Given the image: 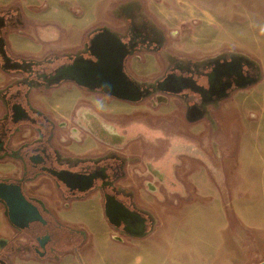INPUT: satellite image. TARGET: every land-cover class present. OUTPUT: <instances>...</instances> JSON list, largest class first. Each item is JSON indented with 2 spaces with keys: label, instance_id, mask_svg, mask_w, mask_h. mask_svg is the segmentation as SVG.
I'll return each instance as SVG.
<instances>
[{
  "label": "flooded vegetation",
  "instance_id": "obj_1",
  "mask_svg": "<svg viewBox=\"0 0 264 264\" xmlns=\"http://www.w3.org/2000/svg\"><path fill=\"white\" fill-rule=\"evenodd\" d=\"M133 5L135 4L126 3L123 6L128 18L126 30L118 32L112 29L125 45L127 52L124 60L125 72L140 84L144 94L152 84L157 85L168 77L171 80L180 79L183 81L184 89L178 94L152 93L138 102L123 101L109 96L99 89L92 92H99L103 96L125 105L147 103L151 108L158 109L160 107L169 108L173 104L176 110L172 116L167 117L180 123L181 127H191L206 121L211 131H217L218 128L215 127L217 124L214 120V114L218 112L216 108L221 102L229 100L236 92L260 83L259 81L241 88L258 77V65L242 58L239 53H223L204 60L183 59L171 55L165 58L163 53L165 52L166 35L150 20L138 15L137 12L133 13ZM10 14L0 13V72L10 78V82L0 89V106L3 111L0 117V164L2 166L14 165L18 169V177H0V179H6L8 183L23 181V190L26 194L25 188L28 183L39 181L37 187L40 183H45L42 180L46 176L50 178V181L46 183L50 186L53 185L54 191L58 192L66 203L68 200L69 202L84 200L90 194L95 193L99 196L103 210L107 198L110 197H115L117 201L132 210L133 207H137V191L157 193L179 188V182L171 173L173 165L171 159L162 156L156 160H139L127 156L124 152L130 147L136 148V141L143 140V137L155 144L162 140L173 141L170 148L172 152L184 150L194 154L195 150L198 151L190 140L184 141L170 133H161L162 125L156 122L161 121L164 117L154 119L156 122H153L149 115L140 114L137 117L127 114L119 121L117 118L108 116L106 112L91 109L81 110L79 123L76 122L78 126L69 128L71 133L69 138H74L79 142L77 144H80L81 141L78 139L82 132L80 129L87 131L97 141V145L93 146L97 155L88 156L85 155V152L82 154L77 150L76 153L79 155L71 153L72 151L66 155L63 154L55 140V129L68 128L67 122H53L35 106L33 96L37 92L44 94L55 88H60L66 83H73L62 81L55 84L51 77L59 67L71 64L77 56L94 59L87 50V44L97 31H91L88 34L79 53L56 54L44 59H27L15 56L7 46L4 30ZM145 56H153L159 61H166V66L163 68V64L160 65L162 71L152 81L136 79L127 69L130 59L135 58L138 62H144ZM231 63L235 64L232 70L229 68ZM232 71L239 75L222 77L221 85L223 86L219 87L218 78ZM210 83L213 84V91H210ZM223 87L229 88L225 92ZM222 96L225 98L218 101ZM15 112L25 118L14 123L12 116ZM172 121L170 124L173 123ZM166 128L169 127L166 125ZM22 129L35 132L32 140L15 144L12 140L22 132ZM188 134L191 135V133ZM60 141L67 143L66 138H61ZM169 162H172L171 166L168 164ZM131 163L137 165L141 163L143 168L134 167L130 170ZM61 171L77 177L95 175L93 187L86 192L80 191L78 187L69 188L53 175ZM134 178L139 180L138 185L134 184ZM80 186H84V184H80ZM40 202H34V204L41 211L46 224L32 223L29 228L22 231L29 239V243L23 249H28L38 256L39 253L44 252V256H47L55 249H59L63 242L82 239L81 232L75 230L71 224L63 223L57 215L53 214V209L48 208L42 201ZM147 217L149 230L155 224V220L149 214ZM106 221L112 228L119 231H122L125 226L124 222L119 219L114 223H110L107 218ZM46 236L49 238L45 248L42 249L41 245L45 243L44 237Z\"/></svg>",
  "mask_w": 264,
  "mask_h": 264
},
{
  "label": "rangeland",
  "instance_id": "obj_2",
  "mask_svg": "<svg viewBox=\"0 0 264 264\" xmlns=\"http://www.w3.org/2000/svg\"><path fill=\"white\" fill-rule=\"evenodd\" d=\"M126 3L135 4L133 13L137 12L138 15L150 20L164 32L166 44L163 56L165 58L171 55L183 59L204 60L223 53H239L253 60L258 57L262 66L261 75L264 76V0H1L0 13H11L4 30L6 38L12 40H7V46L15 56L27 59H44L56 54L79 53L88 34L97 28L108 26L118 32L126 30L128 18L123 8ZM195 5L208 11L199 15ZM32 18L40 21H34ZM70 21L88 22L90 27L82 36L80 32H77V27L68 25L70 31H66L56 40L42 42L41 33L50 30L49 27L58 29L60 24H69ZM17 38L32 39L37 44L31 49L30 47L20 49L15 43ZM78 38L81 39L78 48L63 47L76 42ZM162 64L164 68L166 61H159L153 56H145L144 62H138L135 58L130 59L127 69L136 79L152 81L162 71L160 66ZM9 82L10 78L0 72V83L6 85ZM33 100L35 106L53 122H67L68 128L55 129V140L65 155L71 151L79 155L76 150L84 152L83 149H87L85 155H97L94 148L91 149L97 145V141L87 131L80 129L82 131V137H78L80 144H77L79 142L74 138H69L70 126H78L79 114L84 109L106 112L108 116L117 118L119 121L127 114L137 117L140 114L149 115L153 122H156L154 119L164 117L156 122L161 124L162 128L166 125L173 129L181 127L180 123L172 121V118L165 115L168 111L174 114L176 108L173 104L167 109L164 107L153 109L147 103L142 105L119 104L99 92L80 88L74 83H66L44 94L37 92ZM224 107V112L215 113L216 118L221 122L216 132H210L206 121L195 125V137H197L195 146L205 151L202 155L200 154L204 159H207V153L215 161H219L218 157L223 156L227 178L225 187H228L237 199L238 195L240 198L243 193L240 190L256 188L257 169L261 172V164L264 165L262 156L257 155L255 149L249 150L246 155L245 149L242 148L243 141L246 139V131L253 128L252 137L255 144L256 127L259 126L261 130L264 125V79L254 87L236 92L225 101ZM119 108L124 111H118ZM0 111L3 112L1 106ZM170 121L173 122V127ZM34 133L33 130L22 129V132L12 141L15 143L17 137H24L23 141H30ZM61 138H66L67 143H62ZM5 168L7 166H0L1 170ZM212 168L216 171L214 167ZM194 175L195 182L190 179L189 188L194 190L195 197L188 204L183 203L181 208L193 204L195 210L211 209L217 212V216H221L222 214L218 213L223 210L220 192L205 166L198 160H195ZM246 177L248 180L245 179ZM57 193V197H60ZM88 198L100 205L98 194H90ZM54 202H57L55 204L61 215L59 218L64 220L62 222L69 221L68 216L71 213L64 206L66 201ZM67 203L69 204V200ZM72 221L66 223L78 227L79 232L85 230V223ZM109 235L119 236L120 234L110 228ZM25 240L26 243L25 241L22 243L27 246L29 239L25 237ZM84 247L81 252L96 251L92 244ZM71 248L61 246L54 252H73L74 249Z\"/></svg>",
  "mask_w": 264,
  "mask_h": 264
},
{
  "label": "crops",
  "instance_id": "obj_3",
  "mask_svg": "<svg viewBox=\"0 0 264 264\" xmlns=\"http://www.w3.org/2000/svg\"><path fill=\"white\" fill-rule=\"evenodd\" d=\"M195 8L198 10L197 14L199 15H203L205 11H208L207 9H200L197 5H195ZM32 19L40 21L37 18ZM68 25L77 27V32H80L82 36L90 27L88 22L76 23L70 21L69 24H60L58 29L49 27L50 30L41 33L40 39L42 42L56 40L66 31H70ZM7 40L12 41L10 38H7ZM80 40L78 38L76 42L63 47L78 48ZM16 41L15 43L19 45L20 49L21 47H30L31 49L37 44L32 39L17 38ZM254 61L262 69L258 57ZM263 79L264 76H262L260 82ZM4 85L0 83V89ZM224 103L221 102L216 110L224 112ZM118 111L124 110L119 108ZM1 115L0 111V117ZM165 115H172V112L168 111ZM214 120L216 124L218 123L215 127L219 128L221 122L215 114ZM169 128L165 127L160 131L161 133H170L184 141H192L194 148L200 151L199 154L195 156V152L194 154L184 151L172 152L170 148L173 141L165 140L155 144L146 137H143V140L136 141V148L130 147L124 151L127 156L139 160H156L162 156L171 159L173 165L171 166L172 162L168 164L171 166L172 176L176 177L180 184L179 188L157 193L143 190L136 192L137 208L149 214L155 220V224L149 228L146 236L130 237L123 235L117 229L115 230L120 235L110 236L109 229L112 227L106 221L103 207L86 197L84 200L64 204L71 214L68 216L69 221L66 220L63 223L69 224L70 220L71 222L75 220L85 223V230L81 232L83 234L82 239L62 243V247H72L74 251H52L51 254L40 257L28 249H23V243L24 241L26 243L25 237L27 236L10 224L5 215V208L0 204V239H6L9 242L5 249H0V264H264V165L261 164V172L260 169H257L256 188L240 190L243 193L240 198L238 195L235 199L232 191L225 187L227 178L223 156L218 157L219 161L209 157L208 153L207 159L200 156L205 151L201 147L195 146L197 139L195 137V126L180 127L178 129ZM212 132H216V130ZM246 132V139L242 145L246 155L249 150L255 149L256 154H260L264 160V125H262L261 130L259 126L256 127L255 135L257 139L255 144L252 137L253 128ZM79 136L81 137V132ZM23 138L17 137L15 144L23 142ZM82 151L85 152L86 150L83 149ZM195 160L205 166L220 192L223 210L218 211V213L220 212L221 216H217V212L211 209L199 208V210H195L193 204L181 208L183 203L188 204L195 197L194 190L189 188L190 179L195 182V177H193L195 176ZM0 166L2 165L0 164ZM134 167L143 168L141 163H138V165L131 163L129 169L132 170ZM17 174L18 169L12 164H8L4 170L0 169V177L16 178L18 177ZM245 179L248 180V177ZM42 181L45 183H40L37 186L38 188L36 185L39 181L28 183L25 188L26 194L30 198L42 201L48 208L53 209V214L59 218L61 215L56 206L57 202L54 201L62 203L61 197H57L53 185L50 186L46 183L50 181V178L45 176ZM134 184L138 185L139 180L134 178ZM59 219L61 220V218ZM73 227L75 230L79 229ZM87 244L94 245L96 251L81 252Z\"/></svg>",
  "mask_w": 264,
  "mask_h": 264
},
{
  "label": "water",
  "instance_id": "obj_4",
  "mask_svg": "<svg viewBox=\"0 0 264 264\" xmlns=\"http://www.w3.org/2000/svg\"><path fill=\"white\" fill-rule=\"evenodd\" d=\"M97 33L90 39L87 44V50L94 59H85L83 56H77L69 65L59 67L55 74L51 77L55 84L62 81H69L77 84L80 87L87 88L89 91L101 90L103 93L114 96L120 100L128 102H138L143 97L149 96L152 93L168 92L178 94L184 89L183 81L180 79L171 80L169 77L157 85L152 84L150 89L144 94L140 84L131 79L124 69V60L127 55L125 45L121 39L110 27L103 26L93 30ZM242 58L255 62L246 55L239 54ZM231 70L235 67L234 63L230 65ZM259 67V65H258ZM256 79L248 82L245 86L256 84L262 79L261 69ZM237 72H227L218 78V85L222 83V77L237 76ZM223 86V85H221ZM229 87H223V91H227ZM213 84L210 83V91H213ZM225 96L218 99L221 101ZM13 122L17 123L25 116L14 113L12 116ZM200 151L198 150V153ZM60 182L69 188H77L86 192L93 187L95 175L77 177L75 175H67L66 172H58L53 174ZM23 181L8 183L6 179H0V204L5 208V215L10 224L22 232L30 227L32 223L40 222L46 224L41 211L34 204L40 202L35 198L27 197L23 190ZM84 184V186H80ZM41 203V202H40ZM105 217L110 223L116 220L124 222V228L121 231L123 235L130 237H144L148 234L147 213L137 207L129 209L123 203L117 201L115 197L107 198V203L104 205ZM118 224V223H117ZM48 236L44 237V244L41 248H45ZM8 240L0 239V249L7 247ZM39 252V250H37ZM43 257L44 252L39 253Z\"/></svg>",
  "mask_w": 264,
  "mask_h": 264
},
{
  "label": "bare ground",
  "instance_id": "obj_5",
  "mask_svg": "<svg viewBox=\"0 0 264 264\" xmlns=\"http://www.w3.org/2000/svg\"><path fill=\"white\" fill-rule=\"evenodd\" d=\"M87 110H88V109H87ZM87 110H86V111H87ZM93 113H94V112H93ZM78 114H79V113H78ZM95 116H97V115H95ZM79 120H80V119H79ZM81 120H82V119H81ZM84 120H85V119H84ZM92 121H93V120H92ZM92 121H91V122H92ZM82 122H83V121H82ZM86 122H87V120H86ZM83 124H84V123H83ZM86 124H87V123H86ZM86 124H85V125H86ZM89 124H90V123H89ZM92 124H94V123H92ZM83 126H84V125H83ZM83 126H82V127H83ZM96 126H97V125H96ZM85 127H86V126H85ZM92 128H93V127H92ZM185 150H186V149H185ZM183 151H184V150H183ZM184 152H185V151H184ZM195 153L197 154L198 151L195 150Z\"/></svg>",
  "mask_w": 264,
  "mask_h": 264
}]
</instances>
